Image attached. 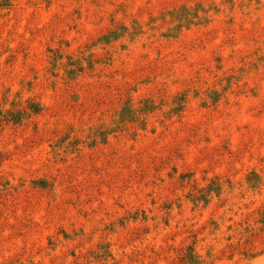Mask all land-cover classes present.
Segmentation results:
<instances>
[{
  "label": "rangeland",
  "instance_id": "374dc122",
  "mask_svg": "<svg viewBox=\"0 0 264 264\" xmlns=\"http://www.w3.org/2000/svg\"><path fill=\"white\" fill-rule=\"evenodd\" d=\"M0 264H264V0H0Z\"/></svg>",
  "mask_w": 264,
  "mask_h": 264
}]
</instances>
